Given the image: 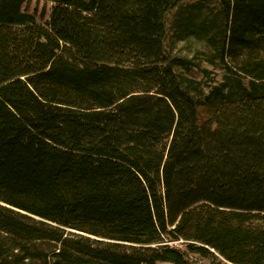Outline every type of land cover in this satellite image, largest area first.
Segmentation results:
<instances>
[{
	"label": "trees",
	"instance_id": "1",
	"mask_svg": "<svg viewBox=\"0 0 264 264\" xmlns=\"http://www.w3.org/2000/svg\"><path fill=\"white\" fill-rule=\"evenodd\" d=\"M24 1L0 0V264H264V0L177 19L223 70L199 100L183 0Z\"/></svg>",
	"mask_w": 264,
	"mask_h": 264
},
{
	"label": "rangeland",
	"instance_id": "2",
	"mask_svg": "<svg viewBox=\"0 0 264 264\" xmlns=\"http://www.w3.org/2000/svg\"><path fill=\"white\" fill-rule=\"evenodd\" d=\"M199 1H203L204 4L199 17L211 16L209 12L210 9L217 7L216 0H183L170 12L167 23L168 49L177 83L184 93L197 100L208 94L210 87L220 81L223 73L221 68L206 61L205 53L211 51L206 40L185 31L181 25L176 26L177 19L188 14V5ZM53 4L54 2L50 0H25L22 8L34 13L36 20L45 24L49 20ZM175 244L185 249L183 244L179 242ZM192 260V264H210L209 259L198 255H192Z\"/></svg>",
	"mask_w": 264,
	"mask_h": 264
}]
</instances>
